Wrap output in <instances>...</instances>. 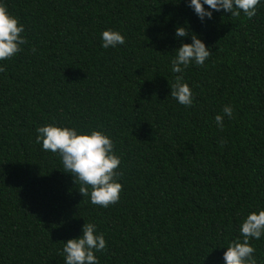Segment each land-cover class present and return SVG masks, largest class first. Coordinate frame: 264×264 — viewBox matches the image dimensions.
<instances>
[{"label":"trees","instance_id":"trees-1","mask_svg":"<svg viewBox=\"0 0 264 264\" xmlns=\"http://www.w3.org/2000/svg\"><path fill=\"white\" fill-rule=\"evenodd\" d=\"M173 2L0 0L28 41L0 61V264H64V243L88 222L106 240L99 264H224L243 219L264 209V0L251 19L221 10L203 22ZM178 25L211 51L184 70L189 107L170 95L171 59L191 42ZM105 29L125 43L103 48ZM225 105L234 117L221 130ZM49 123L110 136L117 203L93 205L35 142ZM251 243L264 264V236Z\"/></svg>","mask_w":264,"mask_h":264},{"label":"clouds","instance_id":"clouds-1","mask_svg":"<svg viewBox=\"0 0 264 264\" xmlns=\"http://www.w3.org/2000/svg\"><path fill=\"white\" fill-rule=\"evenodd\" d=\"M178 2L179 0H175L173 3ZM259 4L260 0H188V6L194 10L201 22L205 17L211 19L213 11L221 10L232 17L239 18L243 13L244 17L251 19L256 15ZM24 31L19 18L9 12L6 4L0 3V61L10 60L23 50L21 46L28 43L22 35ZM175 36H190L191 42H182L171 59L172 71L177 75L170 85V95L179 104L189 107L193 104L194 97L191 88L184 81V70L193 62L203 66L211 51L187 25L176 26ZM101 39L105 49L125 43L124 36L112 29L103 30ZM31 51L35 53L36 49L33 47ZM3 71L5 68L0 66V72ZM225 116L229 119L234 117L231 105L223 106L222 114L215 116V122L221 130ZM36 133L35 142L41 144L44 151L59 155L63 171L75 178L74 183L80 184L78 191L83 197H89L93 205L104 208L119 201L123 188L118 180L123 173L117 171L121 156L116 154L114 142L109 135L96 129L84 132L54 123L37 127ZM226 143V140L221 141L222 146ZM239 231L242 240L237 238L228 243L223 253L224 264H257L251 241L264 236V209L249 212ZM105 249L104 234L97 231L96 224L84 223L82 234L69 238L63 245L64 264H99L95 253Z\"/></svg>","mask_w":264,"mask_h":264}]
</instances>
